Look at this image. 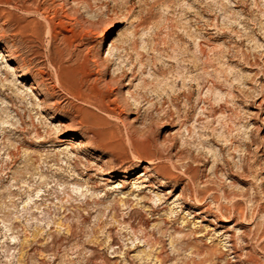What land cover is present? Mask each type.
<instances>
[{
    "label": "rangeland",
    "instance_id": "374dc122",
    "mask_svg": "<svg viewBox=\"0 0 264 264\" xmlns=\"http://www.w3.org/2000/svg\"><path fill=\"white\" fill-rule=\"evenodd\" d=\"M0 264H264V0H0Z\"/></svg>",
    "mask_w": 264,
    "mask_h": 264
},
{
    "label": "bare ground",
    "instance_id": "6f19581e",
    "mask_svg": "<svg viewBox=\"0 0 264 264\" xmlns=\"http://www.w3.org/2000/svg\"><path fill=\"white\" fill-rule=\"evenodd\" d=\"M65 14H66V15H64V16H68L67 13H65ZM68 17H69V16H68ZM51 25H52L51 21H48V27H49V29L52 27ZM104 42H106L105 39H104ZM10 53H11V52H10ZM55 63H56V62H55ZM50 65H51V64H50ZM30 67H31V66H30ZM57 67H58V66H57ZM31 68H32V67H31ZM58 68H59V67H58ZM36 70H37V69H36ZM60 71H61V70H60ZM60 71H59V72H60ZM64 71H65V70H64ZM40 72H41V71H40ZM42 72H43V71H42ZM59 72H58V70H55V71H54V73H55V77H54V78H55V81H56L57 83L60 84V83H61V79H60V74H59ZM60 73H61V72H60ZM61 74H62V73H61ZM64 75H65V73H64ZM61 76H62V75H61ZM62 79L64 80V78H62ZM35 81H36V80H35ZM35 81H34V84H35ZM64 81H65V80H64ZM57 83H56V84H57ZM43 85H44V84H43ZM32 86H34L33 88H36V85H32ZM51 86H52V85H51ZM56 87H57V86H56ZM57 88H58V87H57ZM105 111H107V110H105ZM64 115H65V114H64ZM79 122H80V121H79ZM148 143H149V142L147 141V142L144 143V144L148 145ZM9 155H10V154H9ZM12 155H13V154H12ZM17 157H18V156H17ZM15 159H16V158H15ZM147 163L150 164L149 161H147ZM39 191H40V190L37 191V195L39 194ZM32 201H33V197H32L31 195H28V198L24 201V203L28 205V204H30ZM88 204H89V202L86 203V205H88ZM96 204H97V203H96ZM99 204H100V203H99ZM27 205H26V206H27ZM37 207H38V206H37ZM83 209H84V208H83ZM243 216H244V215H243ZM248 217H249V216H248ZM11 238H12V240H15L16 237H15V236H11Z\"/></svg>",
    "mask_w": 264,
    "mask_h": 264
}]
</instances>
